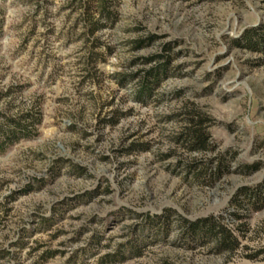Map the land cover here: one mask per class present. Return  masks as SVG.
I'll return each mask as SVG.
<instances>
[{
  "label": "rangeland",
  "instance_id": "1",
  "mask_svg": "<svg viewBox=\"0 0 264 264\" xmlns=\"http://www.w3.org/2000/svg\"><path fill=\"white\" fill-rule=\"evenodd\" d=\"M97 1L0 0V127L39 120L0 152V264H264V206L230 203L264 185V51L244 39L264 0H110L115 20L92 32ZM166 210L167 235L141 230ZM178 215H223L239 250L185 249ZM136 240L140 255L124 248Z\"/></svg>",
  "mask_w": 264,
  "mask_h": 264
},
{
  "label": "trees",
  "instance_id": "2",
  "mask_svg": "<svg viewBox=\"0 0 264 264\" xmlns=\"http://www.w3.org/2000/svg\"><path fill=\"white\" fill-rule=\"evenodd\" d=\"M96 10L100 20L93 23L94 27L91 30L92 32H95L98 28L104 26L100 22H113L115 20V13L111 9L110 0H98ZM244 39L252 47L264 51V26H261L258 29L248 30ZM151 41L152 38H149L146 41H138L136 42V48H141L145 43ZM159 58L163 57H152L144 60V62L149 63ZM167 65L168 60L145 73L139 91L140 95L149 92L152 88V84H157L159 82L158 77L167 72ZM196 116V121H191V128L188 132L189 141L192 144L191 146L194 151L205 153L208 148L207 144L209 139L208 134L201 129V125L205 119H202L200 115ZM38 122L39 120L33 114H27L24 117H21V119H9L8 125L0 127V152H2L6 146L19 139L30 137ZM205 168L208 172L207 177L209 176L212 182L219 180L228 173V166L222 158L220 159L218 166L215 168L211 167V161L206 164ZM257 170V165L241 166L242 174H252ZM262 190H264V185H258L256 189L249 187L241 188L231 198L230 203L237 208L245 209L238 199L239 197H242L243 200L248 203L247 205L254 209H258L260 206H264ZM173 216H175L173 211L166 210L164 214L160 216L149 217L144 221V226L141 230L148 232L154 239H162L169 233V226L171 225V219ZM237 219L238 216L235 211L229 213L228 222H233L232 220ZM226 221L227 219H225L223 215L208 216L194 221L187 220L178 215L176 216V228L179 231L180 240L185 249L194 250L196 247L210 246V251L214 255L232 256L239 250L240 242ZM124 248L126 251L132 252L134 255H140L139 248L137 247V240L135 243H130L129 247L125 246Z\"/></svg>",
  "mask_w": 264,
  "mask_h": 264
}]
</instances>
